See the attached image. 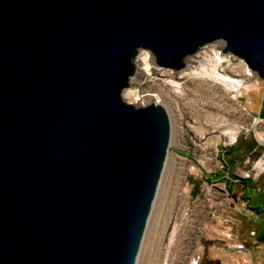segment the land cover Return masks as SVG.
<instances>
[{
    "label": "water",
    "instance_id": "95a60500",
    "mask_svg": "<svg viewBox=\"0 0 264 264\" xmlns=\"http://www.w3.org/2000/svg\"><path fill=\"white\" fill-rule=\"evenodd\" d=\"M218 41L264 80V0H0V264H137L171 122L122 93Z\"/></svg>",
    "mask_w": 264,
    "mask_h": 264
},
{
    "label": "rangeland",
    "instance_id": "374dc122",
    "mask_svg": "<svg viewBox=\"0 0 264 264\" xmlns=\"http://www.w3.org/2000/svg\"><path fill=\"white\" fill-rule=\"evenodd\" d=\"M224 47L204 46L181 71L160 69L147 50L135 59L123 100L137 108L161 105L171 122L137 264H264V248L256 249L264 245V80ZM217 55L228 61L226 75L244 81L237 93L190 74Z\"/></svg>",
    "mask_w": 264,
    "mask_h": 264
},
{
    "label": "bare ground",
    "instance_id": "6f19581e",
    "mask_svg": "<svg viewBox=\"0 0 264 264\" xmlns=\"http://www.w3.org/2000/svg\"><path fill=\"white\" fill-rule=\"evenodd\" d=\"M224 63H228L227 59L217 55L216 57L208 61V63H206L204 67H201L200 69L195 70L190 74L195 77L197 76L200 78H207L209 80H212L215 83L223 85L227 90L237 93L240 90V88L243 87L244 81L242 79H235L226 75L224 73V70L226 69L223 66ZM144 64L146 65V68L150 64L148 54L144 57ZM245 73L247 78L252 76V72H250L248 68H246ZM131 94L135 95V93L132 92ZM226 135H230L232 141L236 140L235 134L227 132ZM261 167H263L264 169V163L262 164Z\"/></svg>",
    "mask_w": 264,
    "mask_h": 264
},
{
    "label": "crops",
    "instance_id": "0c3cea01",
    "mask_svg": "<svg viewBox=\"0 0 264 264\" xmlns=\"http://www.w3.org/2000/svg\"><path fill=\"white\" fill-rule=\"evenodd\" d=\"M262 169H263V168H262ZM246 201H247V203L250 204V202L252 201V198H248ZM249 204H248V205H249ZM249 210L253 212V207L249 206ZM255 210L258 211V209H255ZM258 212H259V211H258ZM253 243L256 244V243H258V242L254 241ZM263 248H264V245L256 246V249H263ZM251 252H252V251H251ZM252 253H254V252H252ZM252 256L255 257V258L260 257V255L257 254V253H256V254H253Z\"/></svg>",
    "mask_w": 264,
    "mask_h": 264
}]
</instances>
